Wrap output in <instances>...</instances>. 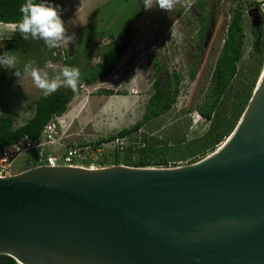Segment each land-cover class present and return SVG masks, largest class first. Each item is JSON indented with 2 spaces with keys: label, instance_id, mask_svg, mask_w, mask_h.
Instances as JSON below:
<instances>
[{
  "label": "water",
  "instance_id": "obj_1",
  "mask_svg": "<svg viewBox=\"0 0 264 264\" xmlns=\"http://www.w3.org/2000/svg\"><path fill=\"white\" fill-rule=\"evenodd\" d=\"M249 16L259 30L261 16ZM262 74L233 133L201 161L41 166L0 179V256L18 264H264Z\"/></svg>",
  "mask_w": 264,
  "mask_h": 264
},
{
  "label": "rangeland",
  "instance_id": "obj_2",
  "mask_svg": "<svg viewBox=\"0 0 264 264\" xmlns=\"http://www.w3.org/2000/svg\"><path fill=\"white\" fill-rule=\"evenodd\" d=\"M60 2L65 6L61 16L68 34H75L74 42L60 48L70 63L79 67L81 76L88 70L86 63L93 53V40L98 38L96 43L102 49L109 44V39L104 36L114 34L117 39L121 38L125 27L133 18L134 8L138 5V0H57V4ZM262 2L264 0H191V6L188 7L181 0L171 13L159 9L158 5L150 10L144 9L136 20L137 30L133 41L116 70L95 85L78 84L76 96L68 108V111L78 115L70 140L83 143L106 138L141 121L146 112V104L154 92L153 82L157 72L154 65L157 62L168 67L170 71L183 73V90L178 93L177 103L167 114L149 121L141 131L128 137L127 142L132 144L136 138L142 141L145 137L155 136L161 141L176 143L184 137L190 141L205 135L211 122L200 115L199 109L208 95L210 76L218 55L215 49L223 45L227 28L239 11L243 13L246 36L240 68L255 74L253 79H257L252 95L256 89L264 66L261 69L256 68V60H260V56L255 55L256 35L251 29L248 13L256 4L261 8ZM203 18H208L206 23L211 29L213 23L216 25L212 29L210 44L214 49L209 56L207 54L203 63L193 60L197 76L190 82L186 77L189 71L188 60L198 53L192 48L200 38L197 30ZM10 39L19 41L17 49L7 50L17 56L18 70L22 71L24 65L32 59L36 60L35 66L48 71L50 77L67 66L66 62H57L55 71L45 68L43 63L52 58V49L49 50L42 40H24L17 26L0 23V45L3 46ZM97 62L99 59L93 61L94 64ZM6 71L8 78L0 81V115H17V124L23 125L34 115L36 100L44 93L35 86L30 76L20 81L14 75L15 69L6 68ZM238 82L240 78H236L232 86L235 91L238 89ZM100 90H110L111 93L100 94ZM228 100L226 97L225 102ZM229 137L208 152L206 157L218 150ZM106 151L105 160L112 159L108 156L115 153L113 148L109 146ZM20 162L17 163L18 166ZM190 163L183 161L175 167L169 165L168 168ZM112 166L114 165L107 163L99 167Z\"/></svg>",
  "mask_w": 264,
  "mask_h": 264
},
{
  "label": "trees",
  "instance_id": "obj_3",
  "mask_svg": "<svg viewBox=\"0 0 264 264\" xmlns=\"http://www.w3.org/2000/svg\"><path fill=\"white\" fill-rule=\"evenodd\" d=\"M26 0H0V23L5 25L17 26L18 21L21 19L22 14L19 9ZM39 2V0H36ZM49 2L59 5L64 9L63 2L57 4V0H49ZM259 6V4H256ZM144 11L143 0H138V5L134 8V15L131 22L125 27L124 33L121 38H116L114 34L104 36L109 39L107 44L102 49L99 48L96 40L92 42L93 53L88 59L86 66L87 72L81 76L79 84L92 86L97 84L104 78L109 77L118 67L123 55L128 51L134 34L136 33V20L141 16ZM227 35V44L222 65L228 68L227 72L222 70L219 78L216 79L214 85L215 92L212 94V103L206 110H199L200 115L207 121L211 122V126L207 133L202 137L195 138L188 141L185 137L180 142L170 143L159 140L155 136L145 137L142 141L136 138L135 141L141 142L140 147L129 145L126 150L122 152L113 153L112 159L101 160L100 165H125L137 168H168L169 165H175L179 162L190 161V164L196 163L206 157L208 152L213 151L225 138L229 137L237 127L240 119L242 118L248 103L252 97L253 89L255 88L256 79H253L251 87L245 91L240 100H236V106L231 107L222 105L221 101L226 96L227 89L235 81L237 73L238 62L242 57V48L245 40V29L243 13L236 12L232 22L229 24ZM256 38L254 41L255 49L260 55L258 60V68L264 66V26L259 31L252 28ZM19 41L10 39L5 42L3 46L0 45V55L4 51L10 49H17ZM61 48L51 50V56L55 51ZM78 55V54H76ZM75 55V56H76ZM95 59H99L96 64L93 63ZM67 66H73L70 60H66ZM159 62L154 67L158 71ZM156 77L153 82L154 92L151 94L147 104L146 112L143 119L137 122L130 128H124L115 135H110L102 138L100 141L94 143V148H97L104 142H110L117 137H130L138 133L143 127L153 119L167 114L176 103V95L170 92L165 93L162 91V83L158 78V72L155 73ZM8 74L6 68L0 65V81L6 80ZM171 82V81H170ZM100 94L111 93L110 90H100ZM76 96L70 88L61 89L55 93L45 96L42 95L36 100L34 115L23 125L17 124L18 117L0 115V152L6 146H10L18 142L21 138L28 136L35 139L40 136L44 127L55 115H62L68 111L69 105ZM136 157V158H135ZM20 165L16 167L17 173L27 171L37 165H31L28 157L20 160ZM0 259L4 264H18L13 258L3 255Z\"/></svg>",
  "mask_w": 264,
  "mask_h": 264
},
{
  "label": "built area",
  "instance_id": "obj_4",
  "mask_svg": "<svg viewBox=\"0 0 264 264\" xmlns=\"http://www.w3.org/2000/svg\"><path fill=\"white\" fill-rule=\"evenodd\" d=\"M260 5L261 12L264 13V2ZM54 53L55 55L50 60L55 65L57 62H66L67 56L63 51L59 50ZM77 117L78 115L71 111L55 115L44 127L39 137L32 139L25 136L18 142L4 147L0 152V179L19 174L16 171L17 163L25 157L29 158L32 166L37 165V167L66 166L89 170L103 169L99 167L101 166L99 162L106 157L107 147H112L114 152H122L131 145L127 142L128 137H117L110 142L100 144L97 148H94L93 144L102 138L83 143L70 140L71 130ZM132 145L140 147L141 142L134 141Z\"/></svg>",
  "mask_w": 264,
  "mask_h": 264
},
{
  "label": "clouds",
  "instance_id": "obj_5",
  "mask_svg": "<svg viewBox=\"0 0 264 264\" xmlns=\"http://www.w3.org/2000/svg\"><path fill=\"white\" fill-rule=\"evenodd\" d=\"M181 0H143L144 9L150 10L158 5L159 9L171 13ZM185 6H191V0H184ZM22 14L17 23V30L24 40H42L49 50L69 46L74 42L75 34H68L65 21L62 19V7L49 0H26L19 9ZM55 55V53H53ZM17 56L14 52L5 51L0 55V65L7 69H15L14 75L21 81L31 77L35 86L42 90L45 96L55 93L61 87L70 88L75 92L81 79L79 67L65 66L58 73L49 76L48 71L35 66L36 60H29L23 70L16 68ZM45 68L55 71L56 65L48 60ZM36 168V167H35ZM32 169V168H31ZM22 173V172H21Z\"/></svg>",
  "mask_w": 264,
  "mask_h": 264
},
{
  "label": "flooded vegetation",
  "instance_id": "obj_6",
  "mask_svg": "<svg viewBox=\"0 0 264 264\" xmlns=\"http://www.w3.org/2000/svg\"><path fill=\"white\" fill-rule=\"evenodd\" d=\"M256 9H258V13L255 12ZM251 11H253L254 15L261 16V22H262V25L260 26V28H261L264 24V14L261 13V10H260L259 6H257V5H255L254 7H252L249 10V12H251ZM248 16H249V13H248ZM207 21H208V18H203L202 22L199 23V28L197 30V34L200 38L195 41V46H194V48H192V49L197 50L198 53L193 54L191 56V58L188 60L189 71H188V74L186 75V77L189 79L190 82L193 79H196V76H197V69H195V65L193 64V60H200V62L203 63L207 54L209 56V54L214 49L213 46H210V44H211L212 36H213L212 29L215 28L216 25L213 23L212 24L213 27L211 29L209 26H207V23H206ZM251 25H252V18H251ZM229 27L230 26H228V28H227L226 37L223 40V45L221 47L215 49V51L218 53V55H217L216 63L214 64V67L212 69V73L210 76L211 81L209 83L208 95L205 98V101L203 102V104L199 110H206L209 108L210 103H212V96L211 95L214 94V92L216 91L214 88V85L216 84L215 78H219V75L221 74L222 70H224V72H227L228 68L223 67L222 59L224 58V54L226 51L227 35H228ZM252 28H253V26L251 27V29ZM260 28H259V30H260ZM259 30H257V31H259ZM254 50L256 53L255 55H257V57L260 56L259 53L257 52V50L255 49V44H254ZM206 51H208V53H206ZM199 53H201V54H199ZM243 57H244V44H243V48H242V57L238 62V66H237L238 70H237V73L235 76L236 78H240V82H238V84H239L238 89H237V91H235V89L232 88V86L235 82V81H233V83L227 89V93L225 94L226 96L221 101L220 106H222V105H225L227 107L230 105H231V107L236 106L237 102H235V101L240 100L241 96L244 94V92L248 91L251 87V84L253 81V76L255 74L253 75L252 73L248 72L249 70L248 71H242L241 70L240 62L242 61ZM256 62L258 63V59L256 60ZM256 68H258V64H257ZM157 72H158V78L162 83V91L165 93L170 92L172 95H176V103H177L178 93H180L183 90V88H182L183 87L182 85L184 83L183 82L184 81L183 73H180L176 70L170 71L169 68L165 67L162 63H159ZM226 97H227V99H229L227 102H225ZM208 99H210V101ZM0 261L2 262L1 259H0Z\"/></svg>",
  "mask_w": 264,
  "mask_h": 264
},
{
  "label": "crops",
  "instance_id": "obj_7",
  "mask_svg": "<svg viewBox=\"0 0 264 264\" xmlns=\"http://www.w3.org/2000/svg\"><path fill=\"white\" fill-rule=\"evenodd\" d=\"M96 60V59H95ZM46 62V61H45ZM45 62L43 63L44 65H45ZM61 89H66V87H62V88H60V89H58V90H61ZM26 112V111H25ZM17 116V115H16ZM19 118V117H18ZM19 120V119H18Z\"/></svg>",
  "mask_w": 264,
  "mask_h": 264
},
{
  "label": "bare ground",
  "instance_id": "obj_8",
  "mask_svg": "<svg viewBox=\"0 0 264 264\" xmlns=\"http://www.w3.org/2000/svg\"><path fill=\"white\" fill-rule=\"evenodd\" d=\"M262 73H263L262 76H264V69H263Z\"/></svg>",
  "mask_w": 264,
  "mask_h": 264
}]
</instances>
